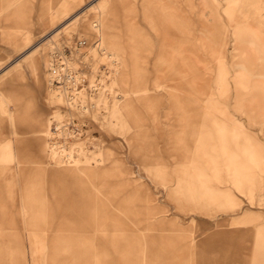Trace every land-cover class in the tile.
<instances>
[{
	"label": "rangeland",
	"instance_id": "1",
	"mask_svg": "<svg viewBox=\"0 0 264 264\" xmlns=\"http://www.w3.org/2000/svg\"><path fill=\"white\" fill-rule=\"evenodd\" d=\"M0 264H264V0H0Z\"/></svg>",
	"mask_w": 264,
	"mask_h": 264
},
{
	"label": "bare ground",
	"instance_id": "2",
	"mask_svg": "<svg viewBox=\"0 0 264 264\" xmlns=\"http://www.w3.org/2000/svg\"><path fill=\"white\" fill-rule=\"evenodd\" d=\"M96 11L99 12L100 7L95 8ZM245 20V19H244ZM93 27V30L95 32L96 39L94 40V43L99 47V50L101 51V57H105L107 60L111 61L112 57H109L107 55V52L116 54V57L121 56V47L116 41L114 42H108V50L106 48H102L101 44L103 43V28L101 26L100 18L98 19V24L91 25ZM56 50H59L57 46H54L50 51H49V63L47 66L46 70V83H47V88L48 91L50 92L51 95L54 96V98L58 99L61 101V103L66 107L67 109H71L73 112L80 114V115H86L89 113V108L95 109L94 113H97V115H104L106 112V108L108 107V103L113 97L109 98V93L105 91V86L103 88H98L99 85V80L94 79L95 83L97 85V88H92L90 87V82H88V87L90 89V96H88L84 89L77 90L76 85L81 82L79 73L77 71V65L82 64V65H88L89 63L86 61L89 53L83 55L82 58H79L75 55H72L70 58L66 57L63 59V64L64 68L61 69V67H55L54 64V59H53V54L56 52ZM78 50H76L77 52ZM113 68V73H114V66ZM65 69L66 71L71 72L73 74L72 77H69L68 79H62L59 77L60 71H63L65 74ZM99 79V75H98ZM57 81V84L55 85L53 82ZM90 81V80H89ZM60 84V85H59ZM108 89L112 94H117L113 90V88L108 86ZM111 96V95H110ZM117 100H120V97L118 96L116 98ZM149 103V102H148ZM11 105V104H10ZM90 106V107H89ZM11 108H14L13 105H11ZM108 111V110H107ZM51 132H50V149L53 151L51 153L52 158L51 159H58L60 157V160L66 159V154L63 155V149L57 145L58 143L55 141L56 135H59L60 132V126L58 125H53ZM58 155V156H57ZM69 157V160L71 159V156ZM71 163V161H70Z\"/></svg>",
	"mask_w": 264,
	"mask_h": 264
},
{
	"label": "built area",
	"instance_id": "3",
	"mask_svg": "<svg viewBox=\"0 0 264 264\" xmlns=\"http://www.w3.org/2000/svg\"><path fill=\"white\" fill-rule=\"evenodd\" d=\"M80 45H83V43H80ZM58 56H60V59H58ZM53 59H54V61H55V62H54L55 67H61V69L64 68V64H63V62H61L62 57H61L60 54H58V52H56V53L53 54ZM65 71H66V69H65ZM76 72L79 73L78 70H77ZM59 75H60L59 77H61L63 80H64V79H68V80H69V77H72V76H73V74H71V72H69V71H66L65 74L63 73V71H60ZM79 76H80V80H81V82H79V83L76 85L77 90H81L82 87H83V83L85 82V80H83V77H84V76H82V75H80V74H79ZM53 83L56 85V84H57V81H55V82H53ZM57 85H58V84H57ZM59 85H60V84H59Z\"/></svg>",
	"mask_w": 264,
	"mask_h": 264
},
{
	"label": "crops",
	"instance_id": "4",
	"mask_svg": "<svg viewBox=\"0 0 264 264\" xmlns=\"http://www.w3.org/2000/svg\"><path fill=\"white\" fill-rule=\"evenodd\" d=\"M62 171H64V172H69L70 170H62Z\"/></svg>",
	"mask_w": 264,
	"mask_h": 264
}]
</instances>
